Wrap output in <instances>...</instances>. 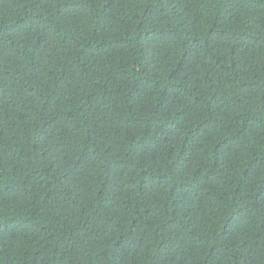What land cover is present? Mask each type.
<instances>
[{"label":"trees","instance_id":"obj_1","mask_svg":"<svg viewBox=\"0 0 264 264\" xmlns=\"http://www.w3.org/2000/svg\"><path fill=\"white\" fill-rule=\"evenodd\" d=\"M0 264H264V0H0Z\"/></svg>","mask_w":264,"mask_h":264}]
</instances>
